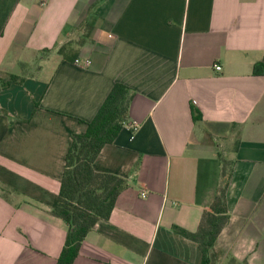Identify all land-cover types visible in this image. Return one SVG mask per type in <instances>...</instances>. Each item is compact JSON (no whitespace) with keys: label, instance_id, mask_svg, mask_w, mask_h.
I'll return each instance as SVG.
<instances>
[{"label":"crops","instance_id":"0c3cea01","mask_svg":"<svg viewBox=\"0 0 264 264\" xmlns=\"http://www.w3.org/2000/svg\"><path fill=\"white\" fill-rule=\"evenodd\" d=\"M10 73L25 80L0 90V264L56 263L68 226L50 210L70 136L116 82L135 94L94 168L127 186L72 264H201L173 226L198 228L221 158L229 220L209 264H252L264 230V0H0V77Z\"/></svg>","mask_w":264,"mask_h":264},{"label":"trees","instance_id":"16d2710c","mask_svg":"<svg viewBox=\"0 0 264 264\" xmlns=\"http://www.w3.org/2000/svg\"><path fill=\"white\" fill-rule=\"evenodd\" d=\"M82 45L83 42H77ZM71 41L60 45L57 52L73 50ZM43 53L48 49L42 50ZM76 53L67 60L74 62ZM23 74L0 77V90L13 83H22ZM135 92L121 82L113 83L93 119L86 122L82 134L71 133V142L64 156V170L60 176V190L50 213L67 224L64 244L55 264H72L79 253L86 234L100 220L108 219L118 194L127 186L126 180L112 172L97 171L94 161L105 144L111 143L129 117V106ZM194 121L202 119L198 108L191 105ZM221 178L216 193L207 209L202 212L198 228L188 231L174 225L173 229L184 238L194 241L201 254V264H209V250L229 220L227 189L231 175L230 161L220 159ZM229 264H246L230 258Z\"/></svg>","mask_w":264,"mask_h":264},{"label":"rangeland","instance_id":"374dc122","mask_svg":"<svg viewBox=\"0 0 264 264\" xmlns=\"http://www.w3.org/2000/svg\"><path fill=\"white\" fill-rule=\"evenodd\" d=\"M220 150H221V153L223 154L226 153L223 149H220ZM252 264H264V230L261 232V236H260V239L257 244V248L254 253Z\"/></svg>","mask_w":264,"mask_h":264},{"label":"built area","instance_id":"2783aa9c","mask_svg":"<svg viewBox=\"0 0 264 264\" xmlns=\"http://www.w3.org/2000/svg\"><path fill=\"white\" fill-rule=\"evenodd\" d=\"M74 63H75V65H79L80 66V65H88V64L91 63V61H90V59H85L84 61H81L79 59V57H76L75 60H74ZM220 68H221V66L219 64H215V69L216 70H219ZM128 127L131 129V132L134 133L138 129L139 125H138L137 121H132L131 120L128 123Z\"/></svg>","mask_w":264,"mask_h":264}]
</instances>
